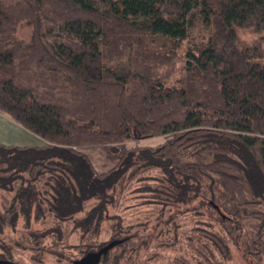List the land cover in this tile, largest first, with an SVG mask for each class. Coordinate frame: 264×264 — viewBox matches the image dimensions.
Listing matches in <instances>:
<instances>
[{
    "label": "trees",
    "instance_id": "trees-1",
    "mask_svg": "<svg viewBox=\"0 0 264 264\" xmlns=\"http://www.w3.org/2000/svg\"><path fill=\"white\" fill-rule=\"evenodd\" d=\"M237 29L264 33V0H0V113L47 142L0 145V178L17 176L0 235L40 198L60 243L74 230L93 236L130 181L125 199L154 194L147 206H192L194 218L220 221L215 230L176 225V250L195 264L229 259L244 222L260 213L244 249L264 263V48L241 49ZM185 44L184 73L167 86L156 72ZM157 137L164 142L140 145ZM90 150L111 168L97 171ZM149 181L158 187H141ZM136 206L145 204L127 209ZM110 230L115 238L82 257L119 241L99 264H147L137 259L144 245L120 237L128 228Z\"/></svg>",
    "mask_w": 264,
    "mask_h": 264
},
{
    "label": "rangeland",
    "instance_id": "rangeland-1",
    "mask_svg": "<svg viewBox=\"0 0 264 264\" xmlns=\"http://www.w3.org/2000/svg\"><path fill=\"white\" fill-rule=\"evenodd\" d=\"M21 37L27 39L30 35V30L25 27L20 29ZM237 42L241 49L250 48L254 45H262L264 48V33L259 34L254 32L252 29H237ZM187 48L186 44L179 51V56L174 63H171L165 67L161 66L156 72V76L159 80L163 81L167 86H175L177 82L181 79L184 73L185 65V54ZM264 65V60L259 62ZM164 142L163 137H157L151 140H144L140 143L142 146H157ZM131 147L134 145L131 144ZM92 158V160L99 166L100 171H105L111 168L112 164L106 162L105 153L101 150H90L86 152ZM4 180L0 178V208L4 207V202L6 199L11 200L13 194L10 189L13 184V180L17 177L14 174H4ZM153 175L157 177L163 176L157 174ZM49 181L48 176L41 177ZM8 179V181L6 180ZM8 182L4 183V181ZM130 182V181H129ZM128 181L123 182L120 186L125 189L120 191V188L113 200L112 205L108 206L107 217L105 216V222L102 224L101 229L97 234L93 236L87 235V233L82 236V230H74L73 234H69L64 243L56 239V235H52L50 228L52 224H49L50 219H46V215H41L38 209L39 204L45 202L43 199L37 198L29 201L25 204L27 211L23 212V217L18 220V222L8 229H5L3 234L0 235V261L7 259L10 264H72V261L81 258L84 254L86 248H94L102 245L115 238L112 236L110 230L112 223H122L123 226L129 230L126 232L128 234H121L120 237L133 236L134 244L137 246L144 245L143 254L138 253L137 259L141 262L149 264H195L191 262L192 255L189 253L179 252L176 250V244L178 242V236H176V225L184 226V229H189L191 226H197L199 222L200 227L209 222L210 226H213V230L220 227V221H201L202 217H196L195 219L191 212L192 206H182L179 209L173 208L171 206H165L163 203H158L155 206H147L148 202L152 201V197L156 199L154 194H141L144 196L133 202V196H138L139 193L136 192L134 195H128L125 199L126 190L130 189V183ZM141 187H151L154 189L158 187V184L154 181L144 182ZM46 189V188H45ZM146 188H142L144 190ZM44 191V189H43ZM45 198V197H43ZM151 198V199H150ZM125 199V201H124ZM148 199V200H147ZM157 200V199H156ZM145 204V207H133L128 208L135 204ZM3 210V208H2ZM165 210L166 216L161 215V211ZM19 211V210H18ZM27 215L28 217H25ZM170 215V216H169ZM211 215L213 213L211 212ZM216 217V216H215ZM163 219V222H161ZM112 220V221H111ZM262 220L260 213L250 214L248 221L244 222L247 228V235L242 234L238 236L235 240V246L232 245V253L229 259H218L219 263L215 264H257L254 259L249 257L244 249V244L248 236H252L257 233L258 226ZM29 223V225H27ZM201 229V228H200ZM71 230V229H70ZM69 230V232H70ZM68 232V231H67ZM10 248L12 250V255H7L4 248ZM41 259V263L34 261ZM264 264V263H261Z\"/></svg>",
    "mask_w": 264,
    "mask_h": 264
},
{
    "label": "crops",
    "instance_id": "crops-1",
    "mask_svg": "<svg viewBox=\"0 0 264 264\" xmlns=\"http://www.w3.org/2000/svg\"><path fill=\"white\" fill-rule=\"evenodd\" d=\"M0 145L9 147H45L47 142L41 137L33 134L8 116L0 113ZM89 156V154H88ZM90 157V156H89ZM96 170L100 167L90 157ZM108 162V160L106 161ZM109 170V169H108ZM107 171V170H105ZM102 171V172H105Z\"/></svg>",
    "mask_w": 264,
    "mask_h": 264
},
{
    "label": "water",
    "instance_id": "water-1",
    "mask_svg": "<svg viewBox=\"0 0 264 264\" xmlns=\"http://www.w3.org/2000/svg\"><path fill=\"white\" fill-rule=\"evenodd\" d=\"M119 241H113L104 247H102L99 251L90 252L84 257L77 259L75 264H99L103 256L107 255L109 250L115 247ZM2 264V261H0Z\"/></svg>",
    "mask_w": 264,
    "mask_h": 264
}]
</instances>
